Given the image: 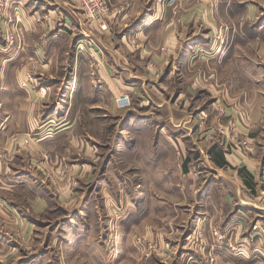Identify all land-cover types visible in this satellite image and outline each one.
I'll list each match as a JSON object with an SVG mask.
<instances>
[{"label":"rangeland","instance_id":"rangeland-1","mask_svg":"<svg viewBox=\"0 0 264 264\" xmlns=\"http://www.w3.org/2000/svg\"><path fill=\"white\" fill-rule=\"evenodd\" d=\"M172 1L0 0V264H264V0Z\"/></svg>","mask_w":264,"mask_h":264},{"label":"crops","instance_id":"crops-1","mask_svg":"<svg viewBox=\"0 0 264 264\" xmlns=\"http://www.w3.org/2000/svg\"><path fill=\"white\" fill-rule=\"evenodd\" d=\"M241 2V1H240ZM243 2H245V0L244 1H242V3ZM67 12H68V9L66 8L65 9ZM69 15L71 16V18H70V23L72 22V20L73 21H75V23H80L79 21H81V18L78 16V15H80L79 14V12H76V11H74V10H70L69 12ZM122 43L124 44V45H126L127 46V48L129 49L130 47H129V43H127V35H125V36H123L122 37ZM114 56V55H113ZM115 57V56H114ZM157 58H160L159 56H157ZM101 68V75L103 76V78L105 79V81H106V84L107 85H109V86H111L112 87V90L114 91V92H117V90H119V87H120V84L118 83V81H122V80H119V78H117V77H115V73L114 72H111L110 70H108L107 68H105V66H103V63H102V66L100 67ZM111 77H113V78H111ZM113 80L116 82H113ZM124 84L122 83V87H125V85L123 86ZM118 88V89H117ZM66 118H67V113H66V115L65 116H63V120H66ZM26 122L28 123L29 122V120L27 121L26 120ZM75 123H76V120H74L72 123H71V121L69 122V128H68V132L70 133V130H74V127H75ZM27 128H32V122H30V126H28V124H27ZM26 128V129H27ZM61 132H57L53 137L52 136H50V135H52L51 133H47L48 135L47 136H45L43 139H42V145L43 146H45V147H50L51 149L52 148H54V147H56V145L58 144V139H59V137H62L63 136V134L61 133V135H59ZM8 134V133H7ZM16 134H18V136L19 135H22L23 133H16ZM10 136H11V134H10ZM5 137H7L8 138V136H5ZM40 147H42L41 145H39ZM41 149H43V147L41 148ZM45 150V149H44ZM214 155V154H213ZM225 158V157H224ZM16 159L17 160H20L22 163H21V165L20 166H22L24 163V160H26L27 159V157L25 156V155H17V157H16ZM225 161H227L226 160V158H225ZM3 167L4 166H1V168L0 169H3ZM23 167V166H22ZM15 168V167H14ZM17 168V167H16ZM19 168V167H18ZM5 170H6V168H5ZM15 170H18V169H15ZM7 175V176H6ZM35 175V174H34ZM21 176V175H20ZM19 175H16V173H13L12 175H9V172H7V171H4L3 172V170H2V179H3V177H6V179L4 180L5 182H8V184L10 185V187H17V185H18V180H19V177H20ZM35 176H37V175H35ZM24 182H28V181H24ZM2 183H4V182H2ZM4 186H6L7 187V185L6 184H3ZM9 185H8V187H9ZM1 187V189H5L2 185L0 186ZM42 199L41 198H36V202H35V206H37L38 204L40 205V206H42L43 204H40L39 202H42L41 201ZM34 206V207H35ZM0 209L1 210H3V212H4V210L5 211H9V212H11L9 209H8V206H7V203H6V201H4V200H2L1 198H0ZM12 215H13V213H11ZM87 251L89 252V253H91L90 255H89V257H91V259H88V262H92L93 260H99V253H100V251H99V248L97 247V244H95L94 242H92V245H91V247L89 248V249H87ZM91 264V263H90Z\"/></svg>","mask_w":264,"mask_h":264},{"label":"built area","instance_id":"built-area-1","mask_svg":"<svg viewBox=\"0 0 264 264\" xmlns=\"http://www.w3.org/2000/svg\"><path fill=\"white\" fill-rule=\"evenodd\" d=\"M71 2L80 11L79 14L83 15L87 21L95 23L100 31L107 30V19L111 14L110 0H71ZM134 43L135 40H132V44ZM79 47L83 48L82 45ZM115 102L119 109L128 108L131 104L129 97L122 94L116 97Z\"/></svg>","mask_w":264,"mask_h":264},{"label":"trees","instance_id":"trees-1","mask_svg":"<svg viewBox=\"0 0 264 264\" xmlns=\"http://www.w3.org/2000/svg\"><path fill=\"white\" fill-rule=\"evenodd\" d=\"M214 154V158H215V160H216V163L219 165V166H228V163H227V161H225V158H224V156L221 154V153H218V152H216V153H213ZM240 173H242V172H244V169L243 168H241L240 169V171H239ZM246 173V172H245ZM247 176H249V178L250 179H252L253 177H251V175H249V173H247ZM247 183L249 184V181H247Z\"/></svg>","mask_w":264,"mask_h":264}]
</instances>
